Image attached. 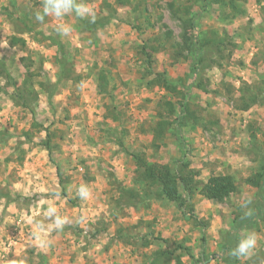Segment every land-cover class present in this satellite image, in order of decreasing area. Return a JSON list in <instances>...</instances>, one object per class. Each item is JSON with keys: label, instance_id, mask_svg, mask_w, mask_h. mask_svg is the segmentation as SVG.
Here are the masks:
<instances>
[{"label": "rangeland", "instance_id": "rangeland-1", "mask_svg": "<svg viewBox=\"0 0 264 264\" xmlns=\"http://www.w3.org/2000/svg\"><path fill=\"white\" fill-rule=\"evenodd\" d=\"M170 1L191 4L84 0L95 20L117 14L105 27L85 30L84 18L75 13L36 21L43 0H0V58L7 64L0 79V131L9 133L0 136V264H38L40 255L43 264H149L153 251L177 243L189 248L190 254L176 251L186 264H264V217L244 221L263 190L247 179L264 166V0H245V12L230 18L217 5L194 4L193 24L173 16ZM61 24L72 31L61 35ZM39 32L65 43L71 58L53 105L36 85L34 116L14 100L15 86L29 73L35 83L59 75L57 47ZM12 36L22 37L25 48L12 45ZM186 36L190 42L199 36L223 41L205 53L207 66L196 63L192 71L197 55L185 46ZM158 43L155 52L144 48ZM148 51L152 70L176 81L184 99L146 85ZM101 75L108 80L105 92ZM182 100L193 117L182 109ZM164 101L174 103L175 112ZM160 111L170 125L157 147L150 130ZM117 113L118 120L112 116ZM34 120L42 126H33ZM45 128L57 145L51 153L41 144ZM133 152L151 162L195 169L191 204L182 210L166 198H151L154 187L137 182ZM55 162L63 169L66 192ZM212 174L232 175L236 192L224 201L205 198L199 191ZM80 185L90 189L86 200L76 194ZM122 187L151 194L139 205L119 206ZM49 205L70 221L62 229L49 227L54 221L44 215ZM248 232L256 235V247L249 258L237 259L231 250Z\"/></svg>", "mask_w": 264, "mask_h": 264}, {"label": "trees", "instance_id": "trees-1", "mask_svg": "<svg viewBox=\"0 0 264 264\" xmlns=\"http://www.w3.org/2000/svg\"><path fill=\"white\" fill-rule=\"evenodd\" d=\"M118 4L125 5L132 0H116ZM191 4H181L179 5L175 1H170L168 3V7L172 12V15L179 20H182V22L193 24V14H192V6L194 4H203L204 6H211V5H217V7L220 9V11L225 16L230 17H236L237 15H240L244 13V7L243 3L245 0H190ZM27 18V17H26ZM117 18V14L114 11H110V13L107 16H103L95 22H91L90 19L84 18L82 20L83 27L85 30H93L97 27H105L109 22ZM22 22L25 24L26 30L33 31V27L29 26L28 22H26L25 18H21ZM43 38L50 40V42L57 47L58 55L56 56L55 62L59 68V75L56 81H52L50 79L46 80H39L37 83H35L32 77L33 74L29 73L26 75L24 80L20 85L15 86L14 91V97L15 101L19 102V104L27 108L29 112L35 116V106L39 98V91L38 88H41L43 91H45L48 95V101L50 105H53V96L59 92L60 88L63 87V82L65 77L70 72V69H68V63L71 58V54L69 51H67L66 44L63 43L61 40L56 39L53 36H48L44 34L43 32H39ZM154 39H157L155 37ZM193 42H190V37L184 38V44L189 49V51L192 54L197 55L195 58L196 61L193 64L192 71H195V68L197 66L196 63L201 65L202 67H205L208 65V61L206 59L205 53L207 51L212 50L214 46H217L219 43H221L222 39H215V38H202L201 36L195 37ZM10 43L12 45H18L20 44L21 47L25 48L26 45L25 40L22 37L18 36H12ZM161 43H158V45H152L148 46L147 44L144 45L145 50L147 48H151L152 52H155L157 50H160ZM148 54L147 57V63L148 68L146 72L143 73L144 78L146 79L147 86L152 88L155 86L163 87L165 89L170 90L172 93H175L179 96H181L184 99V91L182 89H178V85H176V81H173L169 77H167L166 74L160 73V72H154L152 69V62H151V54H149V51L146 52ZM28 66V65H27ZM30 68V65H29ZM7 72V64L4 60L0 58V79L5 76ZM102 83L100 86V89L102 92H105L108 85V80L105 75L100 76ZM37 85V86H36ZM187 85L184 83L183 87H186ZM4 90L2 86H0V91ZM6 91V90H5ZM7 92V91H6ZM252 102H254L255 97H251ZM163 105L167 107V110L169 112H175V105L171 101H164ZM181 107L182 109H186L187 113L190 114L193 117L192 111L189 109V104L187 101L182 100L181 101ZM160 118L158 119L156 126L151 128L150 131L154 133V145L159 147L160 142L162 141L163 137L165 136L166 130L169 128L170 121L165 116V113L159 112ZM113 118L118 120L119 114L117 113ZM33 126H42L41 124H37L35 120L33 121ZM46 135L44 139L41 140V144L48 150L49 153L53 152L54 148L57 146L53 141V131L49 130V128H45ZM9 133L0 131V136L4 137L8 135ZM27 136H30V132L25 133ZM33 138V137H32ZM116 142L125 149L123 142L121 141V137L118 136L117 139H115ZM23 155L24 152H21ZM132 156H134L136 160V168L137 171L140 173L141 179L138 178L137 182L142 186H147L148 188L154 187V191L151 194V192L148 193L149 190H145L143 187V190L145 191H136L133 189V187H127V188H120V197L117 199V204L131 207L135 205H139L140 203H144L148 196L150 195L151 198L161 199L166 198L170 200L171 202L175 203L179 208L182 210L187 208L190 203V197L194 195V193L197 190L196 184H197V171L193 168H190L188 163H183L181 167L176 168L172 167L169 164L166 163H157V162H151L147 160L145 155H142L138 152L131 153ZM23 155L19 157V160H23ZM55 160V159H51ZM57 175L60 178V184L63 187V192L65 191L64 185L65 180L63 179V169L61 165H59L57 162H55ZM247 182L257 186L259 189H263L262 193H260V199L255 203L253 207H251V210L249 213H251L250 216H246L244 219L245 223L246 220L248 222L257 223L258 219L260 217H264V166L260 168L259 171H257L256 174H254L252 177H249L247 179ZM237 190V184L235 182V179L232 175L229 174H212L208 181L201 187L200 193L207 198L208 200L212 201H224L227 198L231 196V194L235 193ZM142 192V193H141ZM241 216L238 215L235 218V222H238L239 218ZM254 220V221H253ZM241 224L242 223L240 221ZM240 224V225H241ZM121 236V235H120ZM148 242H145L144 245H148ZM178 248L184 249L185 253L182 254H190L189 248L183 245L182 243H177L176 247L172 249H158L151 253L150 257V263L149 264H170L173 259H175L174 264H186L182 260V254H177L176 251ZM229 248V247H226ZM264 258V251L261 252ZM149 255V254H148ZM41 263L44 261L43 255H40Z\"/></svg>", "mask_w": 264, "mask_h": 264}, {"label": "clouds", "instance_id": "clouds-1", "mask_svg": "<svg viewBox=\"0 0 264 264\" xmlns=\"http://www.w3.org/2000/svg\"><path fill=\"white\" fill-rule=\"evenodd\" d=\"M42 11H37L35 13V19L38 22H43L45 16H54L56 18H62L63 16L75 13L79 18H90L91 22H95L96 13L89 4L85 3L84 0H43ZM57 31L61 35H68L72 31L70 25L61 24L57 26ZM76 194L82 199L86 200L90 197V189L86 185H80L77 188ZM46 217H53L54 221L50 228L62 229L65 224L69 223L67 217H62L57 214V209L55 206L49 205L46 212L44 213ZM246 215L250 216L251 213ZM37 231H42L44 225L40 222L36 224ZM257 244L256 235L254 233H245L238 241L237 246L231 250V255L237 259L244 258L247 259L253 254Z\"/></svg>", "mask_w": 264, "mask_h": 264}]
</instances>
